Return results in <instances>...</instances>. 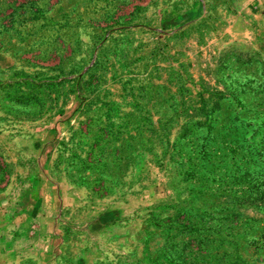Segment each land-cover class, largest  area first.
Returning a JSON list of instances; mask_svg holds the SVG:
<instances>
[{"label":"rangeland","instance_id":"1","mask_svg":"<svg viewBox=\"0 0 264 264\" xmlns=\"http://www.w3.org/2000/svg\"><path fill=\"white\" fill-rule=\"evenodd\" d=\"M0 264H264V0H0Z\"/></svg>","mask_w":264,"mask_h":264}]
</instances>
